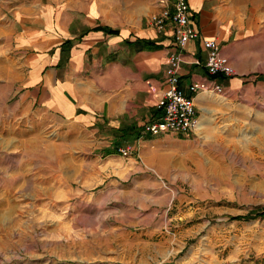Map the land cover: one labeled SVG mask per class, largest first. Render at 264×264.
<instances>
[{
	"label": "rangeland",
	"instance_id": "1",
	"mask_svg": "<svg viewBox=\"0 0 264 264\" xmlns=\"http://www.w3.org/2000/svg\"><path fill=\"white\" fill-rule=\"evenodd\" d=\"M11 53L0 44V61ZM251 78L201 93L193 134L121 145L101 121L34 123L0 70V264H264V218L247 217L264 209V83Z\"/></svg>",
	"mask_w": 264,
	"mask_h": 264
},
{
	"label": "crops",
	"instance_id": "2",
	"mask_svg": "<svg viewBox=\"0 0 264 264\" xmlns=\"http://www.w3.org/2000/svg\"><path fill=\"white\" fill-rule=\"evenodd\" d=\"M175 1L5 0L0 44L12 53L0 61V70L8 74L21 106L35 108L41 117L36 124L50 115L58 123L84 128L100 121L111 128L145 124L158 109L149 86L166 87V64L174 50L172 23L160 32L152 16L172 10ZM188 2L200 38L188 43L187 62H205L203 40L215 39L236 72L225 86L235 89L251 77L264 83V13L258 11L263 0ZM206 76L203 65L184 64L185 93L192 96L190 82ZM89 150L74 147V157Z\"/></svg>",
	"mask_w": 264,
	"mask_h": 264
},
{
	"label": "built area",
	"instance_id": "3",
	"mask_svg": "<svg viewBox=\"0 0 264 264\" xmlns=\"http://www.w3.org/2000/svg\"><path fill=\"white\" fill-rule=\"evenodd\" d=\"M152 20L160 32L165 29L168 21L172 23L174 50L166 64L164 79L166 87L158 90L152 84L149 86V92L155 95L156 106L161 112L144 124L143 135L157 136L165 133L191 135L197 131L199 119L196 96L204 92L222 93L225 89L224 81L235 75V69L215 39L203 40L206 50L205 62L199 58L187 62L185 49L188 43L200 38V32L190 18L188 0H176L172 10L167 7L153 15ZM186 63L203 65L208 73V76L190 82L188 89L192 96H188L181 86L182 68ZM121 151L124 156L134 154L130 147H125Z\"/></svg>",
	"mask_w": 264,
	"mask_h": 264
},
{
	"label": "trees",
	"instance_id": "4",
	"mask_svg": "<svg viewBox=\"0 0 264 264\" xmlns=\"http://www.w3.org/2000/svg\"><path fill=\"white\" fill-rule=\"evenodd\" d=\"M68 43V42H67ZM160 110L157 109L156 116L160 114ZM143 129L144 124L142 125H133L129 127H123V128H112V130L115 132V138H117V141L119 144L124 145L128 142L132 143L134 141L138 142L141 138L145 137L143 135ZM119 147V146H118ZM115 152L118 151V148L114 149ZM107 153H112L111 151ZM253 213H257L256 215L264 218V209L262 211L252 212V214H249L247 216L248 218L252 217L254 215ZM246 216H236L234 218L236 219H248Z\"/></svg>",
	"mask_w": 264,
	"mask_h": 264
},
{
	"label": "bare ground",
	"instance_id": "5",
	"mask_svg": "<svg viewBox=\"0 0 264 264\" xmlns=\"http://www.w3.org/2000/svg\"><path fill=\"white\" fill-rule=\"evenodd\" d=\"M204 120H205V119H204ZM201 123H202V122H201V117H200V118L198 119V121H197L196 130H197V129L199 130L201 127L204 128L203 126H201Z\"/></svg>",
	"mask_w": 264,
	"mask_h": 264
}]
</instances>
